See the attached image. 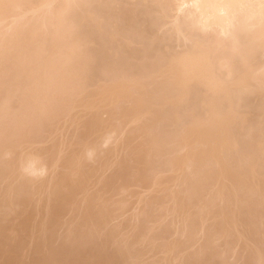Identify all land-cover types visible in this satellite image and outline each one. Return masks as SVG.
<instances>
[{"label":"bare ground","instance_id":"1","mask_svg":"<svg viewBox=\"0 0 264 264\" xmlns=\"http://www.w3.org/2000/svg\"><path fill=\"white\" fill-rule=\"evenodd\" d=\"M9 16L0 264H264V0H0Z\"/></svg>","mask_w":264,"mask_h":264},{"label":"rangeland","instance_id":"2","mask_svg":"<svg viewBox=\"0 0 264 264\" xmlns=\"http://www.w3.org/2000/svg\"><path fill=\"white\" fill-rule=\"evenodd\" d=\"M32 1H33V0H31V3H32ZM29 2H30V1H29ZM27 3H28V2L26 1L25 4H27ZM60 4H62V3H60ZM60 4L58 3V5H60ZM28 5H30V3H28L26 6H28ZM58 5H57V6H58ZM24 6H25V5H24ZM56 8H57V7H56ZM58 8H59V6H58ZM58 8H57V9H58ZM62 8H63V7H61L60 9H62ZM9 9H10V8H9ZM9 9H6V10H9ZM60 9H59V10H60ZM11 10H12V9H10V11H11ZM14 10H15V9H14ZM14 10H12V11L14 12ZM17 11H19V10L17 9ZM20 11H21V10H20ZM20 11H19V12H20ZM8 12H9V11H8ZM15 13H16V12H14V14L11 13V14H13L12 17L15 15ZM5 14H7L6 16H8V14L11 16V14H10V13H7V11H6ZM18 15H19V13H18ZM4 16H5V15H4ZM6 16H5V17H6ZM10 16H9V17H10ZM16 16H17V14H16ZM21 16L24 17L25 14H24V15L21 14ZM21 16H19V19H17V20L14 19V20H15V21H20V17H21ZM26 16H27V15H26ZM26 16H25V17H26ZM9 17H8L9 20L6 21L7 23H10V22H8V21H10V19L12 18V17H10V18H9ZM23 17H22V18H23ZM17 18H18V16H17ZM22 18H21V20H22ZM2 19H3V18H2ZM5 19H6V18H5ZM5 19H4V20H5ZM12 20H13V19H11V21H12ZM14 20H13V21H14ZM29 20H30V19H29ZM29 20L26 19V22H27V21L29 22ZM31 20L33 21V19H31ZM31 20H30V21H31ZM40 20H41V19H39L38 23L40 22ZM2 21H3V20H2ZM2 21H0V28H4V27L6 28V29L3 30V31H4V34H5L8 30H10V31L7 32L8 34H6V36L9 35L10 32H11L10 34H11V36H12V35H14V34H12L13 31H15V30L18 31V30H19V28H18V30H17L16 27H17L18 25H20V24H18V23H20V22L15 23V21H14V22L12 21L13 23H12V22H11L10 24H7V23H6L7 26H4L5 24H1ZM22 21H24L23 23L25 24V25H23L22 27H23L24 29H25V27H26L27 32H31V31H32L33 34H34L35 31H37V30H35V31L32 30V29H33L32 22L30 23V25H27V24H29V23H27V24L25 23V18H24V20H22ZM35 21H36V20H35ZM3 23H4V22H3ZM33 23H34V22H33ZM15 24H16V26H15ZM2 25H3V27H2ZM8 25H9V26H8ZM10 25H12V26L14 25V26H15V27L13 26V27H14V30H12V28H13L12 26H11V28H8V27H10ZM26 25H27V26H26ZM34 25H35V23H34ZM36 25H37V23H36ZM36 25H35V27H36ZM20 26H21V25H20ZM24 26H25V27H24ZM22 27H21V33L23 32V28H22ZM29 27L32 28V29H30ZM37 27H38V26H37ZM7 28H8V29H7ZM26 29H25V31H26ZM28 29H29V31H28ZM35 29H36V28H35ZM38 29H41V28H38ZM44 29H45V28H42V30H44ZM49 29H50V27H48V30H47V29H46V30H47L48 32H51V30H49ZM1 31H2V29H1ZM1 31H0V32H1ZM16 31H15V32H16ZM25 31H24V33H25ZM40 31H41V30H39V32H40ZM15 32H14V33H15ZM19 32H20V31H19ZM19 32H18V33H19ZM32 32H31V35H33ZM40 33H41L40 35H42V34H43V31H41ZM45 33H46V31H44V35H45ZM2 34H3V33H2ZM16 34H17V33H16ZM26 34H27V33H26ZM28 34H29V33H28ZM47 34H51V33H47ZM31 35H28V36L23 35V36L26 37V38L28 37L27 39L29 40V36H31ZM40 35H39V36H40ZM209 35H212V34L209 33ZM37 36H38V33H37ZM39 36H38V38H39ZM42 36H43V35H42ZM45 36H46V35H45ZM212 36L215 37V35H212ZM40 37H41V36H40ZM46 37L49 38L48 35H47ZM46 37H45V38H46ZM1 38H2V41H4L2 35H1ZM1 38H0V39H1ZM7 38H8V37H7ZM41 38H42V37H41ZM50 38H51V36H50ZM30 39H31V38H30ZM43 39H44V38H43ZM43 39H41V40H43ZM38 40L40 41V39H38ZM2 41H1V43H0V46H1V47H2V46L4 47V44H5V43H2ZM39 41H38V42H39ZM43 41H44V42H42V43H41V41L39 42V43H41V44H39V45H42V44L44 43V44H43L42 46H40V47H44V45H45V41H49V40H48V39H45V40H43ZM49 42H50V41H49ZM49 42H48V43H49ZM52 42H53V41H52ZM48 43H47L46 45H48ZM25 44H26V43H25ZM30 44H32V43H30ZM35 44H36V43H34V45H35ZM37 44H38V43H37ZM37 44L35 45V48H33V49L31 48V46H30L29 44H28V45H29V48H30V49H32L33 51H36V52H37V49H36V48H37V47H36ZM49 44L52 45L53 43H49ZM34 45H33V46H34ZM55 45H57V47L54 46V48H58V46H59L60 44H59V45H58V44H55ZM24 46H26V45H24ZM27 47H28V46H27ZM23 48H24V47H23ZM25 48H26V47H25ZM26 49H28V48H26ZM26 49H24V50H26ZM30 49H29V51H30ZM34 49H36V50H34ZM40 49H43V48H40ZM32 50H31V51H32ZM38 50H39V49H38ZM31 51H30V52H31ZM30 52H29V53H30ZM39 52H40V51H38L37 53H39ZM228 52H230V50H229ZM32 53L34 54V52H32ZM0 56H1V55H0ZM7 56H8V55H7ZM7 56H6V58H9V57H7ZM1 57H3V56H1ZM3 58H4V57H3ZM3 58H0V59H3ZM5 60H6V59L4 58V61H5ZM7 60H8V59H7ZM7 60H6V61H7ZM9 60H11V59H9ZM54 60H55V59H54ZM54 60H53V61H54ZM56 60L58 61V59H56ZM2 61H3V60H2ZM53 61H52V62H53ZM57 61H56V62H57ZM59 61H60V60H59ZM59 61H58V62H59ZM7 62H8V61H7ZM7 62H6V63H7ZM10 62H14L13 64L16 65L15 61H9V63H8L9 65H6V67L13 65L12 63H11V65H10ZM19 62H20V61H19ZM19 62H17V63H19ZM56 62H54V63H56ZM3 63H4V62H3ZM3 63H2V64H3ZM59 63H61V62H59ZM4 64H5V63H4ZM20 64H22V63H20ZM15 65H14V67H15ZM18 66H20V65H18ZM18 66L15 67V68H18V69H19ZM11 67H12V66H11ZM14 67H13V68H14ZM8 68H9V67H8ZM15 68H14V69H15ZM14 69H12V70L14 71ZM18 69H17V70H18ZM2 70H3V69H2ZM2 70H1V71H2ZM12 70H11V68H10V70L7 69L6 71H10L9 74H11ZM6 71H5V72H6ZM2 72H4V70H3ZM15 72H16V71H15ZM16 73H17V72H16ZM16 73H15V74H16ZM1 74H2V73H1ZM6 74H8V73L6 72ZM11 75L13 76L14 73H12ZM11 75H10V76H11ZM31 75H34V74L31 73ZM31 75H30V76H31ZM7 76L9 77V75H7ZM7 76H5V77H7ZM33 77H34V76H33ZM13 83H14V82H13ZM13 83H12V84H13ZM15 85H16V84H15ZM30 107H31V106H30ZM30 107H29V109H30V111H31V108H30ZM29 109L26 108L27 112H30ZM31 122H32V124H31ZM40 122H41V121H40ZM33 123H35L34 125H37L36 123H38V122H36V121L33 122V121L31 120V121L28 123V125H29V124H30V125H33ZM38 124H40V123H38ZM20 133H21V132H20ZM104 144H105V143H104ZM102 145H103V144H101V146H102ZM102 147H103V146H102ZM104 147L106 148V147H107V144H106V146L104 145ZM129 213H130V212H129ZM127 214H128V213H127ZM125 216H126V215H125ZM1 222H3V221H1ZM6 223H7V222H6ZM0 224H2V223H0ZM5 225H6V226H5ZM8 225H9L8 223H7V224H4V227H1V228H3V230H4ZM1 226H2V225H1ZM9 226H10V225H9ZM7 228H9V227H7ZM5 231H7V229H5ZM5 231H4V232H5ZM58 232H59V230H58ZM7 233H9V232L7 231ZM7 233H6V235H8ZM57 234L59 235V233H57ZM61 234H62V232H61ZM61 234H60V235H61ZM63 236H64V234H63ZM61 237H62V235H61L60 237H59V236L57 237V239L59 238L60 240L58 239V240H59V242H58V240L56 239L55 242L53 243V244H54L53 247H54V246H55V247H58V246H60V245L63 244V243H62L63 241H61V240L65 239V238H64L65 236L62 237V238H61ZM60 241H61V242H60ZM55 243H57V245H55ZM61 243H62V244H61ZM51 244H52V243H51ZM231 257H232V256H231ZM231 257H230V259H231ZM233 258H234V257H233ZM233 258H232V259H233ZM230 259H229V260H230ZM234 260H235V259H234ZM234 260H233V261H234ZM230 261H231V260H230ZM233 261H232V263H233ZM235 261H236V260H235ZM230 263H231V262H230ZM236 263H237V262H236Z\"/></svg>","mask_w":264,"mask_h":264}]
</instances>
